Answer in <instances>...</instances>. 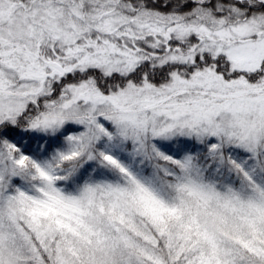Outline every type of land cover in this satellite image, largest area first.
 <instances>
[{
    "label": "snow or ice",
    "instance_id": "obj_1",
    "mask_svg": "<svg viewBox=\"0 0 264 264\" xmlns=\"http://www.w3.org/2000/svg\"><path fill=\"white\" fill-rule=\"evenodd\" d=\"M0 264H264V0H0Z\"/></svg>",
    "mask_w": 264,
    "mask_h": 264
}]
</instances>
